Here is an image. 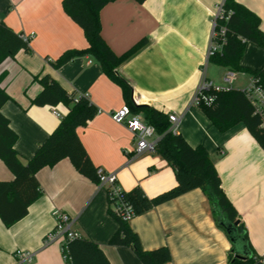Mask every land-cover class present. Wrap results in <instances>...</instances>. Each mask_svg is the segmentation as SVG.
<instances>
[{"label": "crops", "instance_id": "crops-1", "mask_svg": "<svg viewBox=\"0 0 264 264\" xmlns=\"http://www.w3.org/2000/svg\"><path fill=\"white\" fill-rule=\"evenodd\" d=\"M61 1L0 0V21L31 37L29 53L20 52L0 65V86L8 96L1 113L17 134L15 149L21 162L33 155L66 113L61 104H30L40 91L34 76L47 75L67 92L86 96L97 109L93 119L76 130L94 166L114 175L124 192L139 187L153 197L170 189L175 184L173 170L155 153L137 156L134 136L111 118L128 106L121 88L98 63L82 56L58 69L51 66L64 51L87 46L82 30L64 13ZM235 1L259 17L264 34V0ZM223 2L111 0L99 11L100 35L117 56L147 40L143 49L115 69L130 88V101L133 96L139 106L174 114L179 118L177 135L209 152L221 189L251 248L260 256L256 264H264V152L242 124L220 133L191 104L202 77L219 88L244 90L250 84L249 74L236 73L227 86L223 81L227 68L207 60L213 20ZM239 63L248 69L264 67V47L247 43ZM137 115L146 122L142 114ZM12 178L0 161V181ZM36 179L41 195L28 207L27 215L11 227L0 220V264H18L16 252L31 256L23 264H67L58 243L43 244L54 226L56 210L69 215L74 232L100 247L110 264H141L128 248L108 244L116 222L108 214L104 188L80 175L68 159L39 170ZM128 224L144 250L169 249L167 264H226L232 249L199 189L135 216Z\"/></svg>", "mask_w": 264, "mask_h": 264}, {"label": "trees", "instance_id": "trees-1", "mask_svg": "<svg viewBox=\"0 0 264 264\" xmlns=\"http://www.w3.org/2000/svg\"><path fill=\"white\" fill-rule=\"evenodd\" d=\"M109 1L111 0L61 1L64 13L82 30L87 46L80 50H66L50 64L54 69H58L77 57L92 58L104 74L121 88L129 110L133 114H142L147 124L154 127L159 136L154 153L173 170L175 184L153 197H147L139 187L129 192L120 189L118 195L112 198L108 197L106 191L108 214L116 222V230L108 244L128 248L141 264H167L171 255L166 246L152 250H144L141 247L137 235L128 224L130 219L123 218L125 207L130 208L133 218L191 190L199 189L208 200L215 219L222 212L230 222L238 221L237 213L221 189L209 152L203 146L192 147L180 135L168 132L167 115L163 112L149 106H135L130 101V88L117 75L115 69L143 49L147 40H141L120 56L109 49L101 38L99 21V11ZM134 1L142 4L145 0ZM221 7L222 12L217 16L214 26L217 34L214 42L220 45V49L208 57V63L223 66L234 74L247 73L264 91V67L248 69L239 63L247 43L264 47V34L259 27V17L235 0H224ZM222 29L224 33L221 35ZM23 36L0 21V65L7 59H14L20 52H30L29 39ZM34 80L39 83L40 91L30 100V104L38 107H55L61 104L66 108V113L46 140L23 163L15 149L17 134L10 128L9 120L1 113L8 96L0 86V161L13 176L11 181H0V220L5 227H11L24 218L28 207L40 197L41 188L36 173L45 167L54 166L62 159H68L73 168L92 183H99V168L89 159L76 133L77 128L84 127L93 119L97 109L86 96L67 92L47 75H36ZM204 95L210 98V101L206 104L200 101L196 108L218 132L223 133L235 125L242 124L264 152L263 116L255 112L243 90H216L210 85ZM116 203L120 207L117 212L112 208ZM237 230L243 235L251 254L241 258L231 249L226 264H256L260 256L251 248L245 229L239 221ZM66 254L70 264H110L100 247L82 237L66 242Z\"/></svg>", "mask_w": 264, "mask_h": 264}, {"label": "built area", "instance_id": "built-area-1", "mask_svg": "<svg viewBox=\"0 0 264 264\" xmlns=\"http://www.w3.org/2000/svg\"><path fill=\"white\" fill-rule=\"evenodd\" d=\"M222 12V7L218 9L217 14L214 17L213 20V30L211 32V38H210V44L207 52V60L210 55L213 54L214 51L220 49V45L215 44L214 38L217 36L216 32L214 31V26L216 22V18L218 15H220ZM224 33V30L222 29L220 31V34L222 35ZM24 38L30 39V36H23ZM234 80V73L227 72L223 78V81L227 86H229ZM210 84L204 77L201 78L199 81L195 92L193 94V98L191 101V104L193 106H197L198 103L201 101L202 103H208L210 101V98L205 97L204 91L209 88ZM215 87V86H214ZM229 87H226L224 89H227ZM216 90L220 89L219 87H215ZM244 93L247 95L249 100L251 101L252 106L255 109V112L262 115L264 114V91L257 86L256 80L251 77L250 84L246 89L243 90ZM132 104L135 106L138 105L137 100L131 96ZM53 114L58 116V113L56 111H53ZM111 118L119 124H124L127 128V130L134 136V139L136 140V147H135V154L142 155L144 153H154L155 151V145L158 141V138L155 135L154 127L150 124H147L144 122L139 115L133 114L128 107H123L120 110H118L115 113L111 114ZM168 120V132H170L172 135H177V124L179 122V118L175 116L174 114H168L167 116ZM97 174L99 177V185L100 187L105 189V192L107 191L108 197L112 198L114 196L118 195V191L121 189L116 185V180L114 175H108L102 172L101 169L97 170ZM112 208L115 212L120 208L119 204L112 205ZM124 219H131L132 212L129 207L124 208ZM52 217L54 220V226L50 232H48L43 239V244L45 246L58 243L60 245L61 254L63 256V259L67 262V264H70L69 259L66 254V242L69 240H72L76 237H79L73 230V219L69 217L66 213H63L61 211H54L52 213ZM18 256L19 261L18 264H23L25 262H29L31 256L29 254L16 252L15 254Z\"/></svg>", "mask_w": 264, "mask_h": 264}, {"label": "water", "instance_id": "water-1", "mask_svg": "<svg viewBox=\"0 0 264 264\" xmlns=\"http://www.w3.org/2000/svg\"><path fill=\"white\" fill-rule=\"evenodd\" d=\"M216 221L217 225L225 231L234 254L241 258L250 256L251 253L247 242L243 238V235H241L237 230L238 221L230 222L225 218L222 212L218 214Z\"/></svg>", "mask_w": 264, "mask_h": 264}]
</instances>
